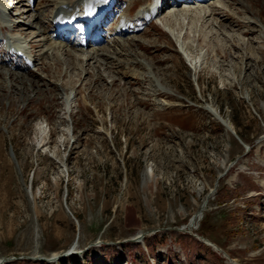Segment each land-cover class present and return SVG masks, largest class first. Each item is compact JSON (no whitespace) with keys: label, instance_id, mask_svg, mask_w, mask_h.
<instances>
[{"label":"rangeland","instance_id":"1","mask_svg":"<svg viewBox=\"0 0 264 264\" xmlns=\"http://www.w3.org/2000/svg\"><path fill=\"white\" fill-rule=\"evenodd\" d=\"M158 18L102 64L52 53L31 76L0 65L3 264H147L141 251L150 264H231L211 247L187 257V239L264 264V0ZM146 239L167 258L152 260Z\"/></svg>","mask_w":264,"mask_h":264},{"label":"bare ground","instance_id":"2","mask_svg":"<svg viewBox=\"0 0 264 264\" xmlns=\"http://www.w3.org/2000/svg\"><path fill=\"white\" fill-rule=\"evenodd\" d=\"M16 1V3H15V5L14 4H12V7L13 8H17V6H18V4L21 2L20 0H15ZM81 0H55L53 3H52V5H51V8H54L56 5H60V4H63V3H66L67 4V7H73L74 5H76V4H78L79 2H80ZM157 2H158V0H157ZM177 2V1H176ZM218 3H219V1H218ZM217 3V5H211L212 6V8H221L220 7V5ZM0 7L1 8H6L7 7V4H6V2H5V0H0ZM227 8V7H226ZM30 11V10H29ZM29 11L28 10H26L25 12L22 10L17 16H19V17H21V18H23V16L24 15H26V14H28L29 13ZM174 11V10H173ZM210 11V10H209ZM223 11V10H222ZM225 11H226V9H225ZM224 11V12H225ZM146 12H148V8L146 7V8H141V10H140V12H138V14L136 15V17L138 18H141V19H143V15L146 13ZM41 13L42 12H40V13H36V14H34V15H30L31 17H33V18H31L32 20H27V18L28 17H30L29 15L28 16H26L25 17V27L26 28H28V30H31V31H34L33 33H30V34H32V35H34L35 36V40H36V46H39V45H41V43L42 42H46L47 44V46L45 47V48H43V50H42V52H40V54L38 55H35V54H33V57L34 58H39V60H42L43 58H41V56L42 55H44V59H45V57L46 56H49V55H52V53H54L55 54V56L57 57V59H60V61H62V62H67L68 61V63H72V62H79V61H87V60H89V58L91 59V60H96L97 62H101V61H104V58H105V62L107 61V60H113V54L110 52L111 50L109 49V48H111L110 46H108V45H106V46H104V49H102V50H95V49H86L85 50V52L84 53H82V52H80V51H77L76 50V48H74V47H72V46H69V45H67V44H64L63 42H60V41H57V40H55V39H53L52 38V35H51V32L53 33V31H50L49 32V29L48 28H46V26H44V30L42 29V28H40V26H39V24H41L42 23V16H41ZM215 13H217L216 11H215ZM213 15H214V12L212 13ZM210 15V14H209ZM214 17V16H213ZM18 18V17H17ZM217 18V17H216ZM17 22H19V21H17ZM33 22H35V23H33ZM8 24V23H7ZM42 25H43V23H42ZM6 26H9V24L8 25H6ZM18 29H15L13 32H11V31H9V30H7L6 32L7 33H9V34H7V36H5V37H3V38H1L0 39V41H2V40H4L6 43H8L9 44V46H8V52H9V54L11 53L10 52V50L12 49V48H15V49H25V51H30V48L27 46V50H26V47L24 46V43L22 42V35L24 36V34L21 32V30L23 31V29L22 28H24V26H18L17 27ZM18 30V31H17ZM43 30V31H42ZM30 31V32H31ZM29 32V31H28ZM38 34V36H36ZM35 42V41H34ZM138 44V43H137ZM113 45H115L114 47H116V46H118L119 47V45H120V43L119 42H117V40H115L114 41V44ZM115 50H117V49H114L113 50V52L115 51ZM5 55L6 54H8V53H4ZM8 54V55H9ZM115 54H116V51H115ZM119 54V53H118ZM61 56H66L67 58L66 59H62L61 58ZM119 56L121 57V53L119 54ZM50 57V56H49ZM102 57H104V58H102ZM117 57H118V55H117ZM47 58V57H46ZM119 58V57H118ZM1 59H3V55H0V60ZM35 59V61H38V60H36ZM6 58H4V62L3 63H5L6 62ZM126 60V59H125ZM95 61V62H96ZM122 61V60H121ZM88 62V61H87ZM92 62V61H91ZM108 62V61H107ZM136 64H139V65H141V66H143L147 71H146V73L147 72H151L150 71V69H148L149 68V66L147 65V64H144L142 61H138V60H136V62H135ZM101 64H102V62H101ZM117 64V63H116ZM18 65V64H17ZM110 65V64H109ZM10 66H12L13 68H14V64L13 63H10ZM70 66V65H69ZM104 66H105V64H104ZM19 67L21 68V66L19 65ZM18 67V68H19ZM80 67V66H79ZM21 70V69H20ZM6 72H12L11 71V69H6ZM150 74V76L151 77H149V75H148V77H149V79L150 80H152V82L155 84V86L158 88V90L160 91V90H164L162 87H159V85H158V82L156 81V80H154L152 77H153V74L152 73H149ZM152 74V75H151ZM29 75L31 76V73H29ZM88 75V74H87ZM154 86V85H153ZM166 91V90H165ZM162 92V91H161ZM169 92V91H168ZM163 93H166V92H163ZM72 96V95H71ZM71 96L69 95V96H66L65 97V102H66V104H69V102L70 101H72L73 100V98H71ZM208 110V112H210V113H212V115H214V116H216L217 115V113L212 109V108H209V109H207ZM215 119H217L218 120V122H219V120L222 122V124L225 126V128H226V130H228L229 132H231V133H234L233 131H231V130H229V128H228V125L221 119V117H219L218 115L216 116V117H214ZM235 134V133H234ZM236 135V134H235ZM135 242L136 241H139V240H141V238L140 237H135L134 239H133ZM56 257H58V256H56ZM52 258H55V256L54 257H52ZM55 261V260H54ZM53 261V262H54ZM50 263H52V262H50Z\"/></svg>","mask_w":264,"mask_h":264},{"label":"trees","instance_id":"3","mask_svg":"<svg viewBox=\"0 0 264 264\" xmlns=\"http://www.w3.org/2000/svg\"><path fill=\"white\" fill-rule=\"evenodd\" d=\"M150 241H152V239H146V247H147V251H148V255L151 256V258L153 259H159V258H167L165 255H158L156 254V250L153 244L150 243ZM182 243V248L186 251H188V257H194V258H205L208 255H210L211 250L208 246L202 244V243H197L193 240H186L185 242H181ZM212 254V253H211ZM141 255L143 257V261L147 264H149V259L147 258V255L141 251ZM166 261L167 264L170 263V259L164 260V262ZM10 264H18L17 262H11ZM26 264H31V263H26ZM35 264H43L41 262L35 263Z\"/></svg>","mask_w":264,"mask_h":264},{"label":"water","instance_id":"4","mask_svg":"<svg viewBox=\"0 0 264 264\" xmlns=\"http://www.w3.org/2000/svg\"><path fill=\"white\" fill-rule=\"evenodd\" d=\"M141 237V236H139ZM205 243L211 245L210 243H208L206 240H204ZM66 254L55 257V258H41V257H37V258H31L30 260H38V261H45V262H53L54 260H57L58 258L64 257ZM0 264H3V261H0Z\"/></svg>","mask_w":264,"mask_h":264}]
</instances>
